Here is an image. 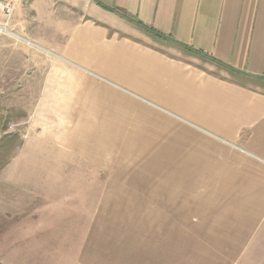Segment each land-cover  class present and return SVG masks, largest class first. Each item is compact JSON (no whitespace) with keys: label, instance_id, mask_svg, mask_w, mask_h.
<instances>
[{"label":"crops","instance_id":"obj_1","mask_svg":"<svg viewBox=\"0 0 264 264\" xmlns=\"http://www.w3.org/2000/svg\"><path fill=\"white\" fill-rule=\"evenodd\" d=\"M0 26L11 34L0 38L2 96L68 116L62 130L96 122L169 156L164 239L152 223L167 208L142 190L111 218L93 188H57L71 197L37 216L67 236L80 228L71 264H264V0H22ZM69 143L31 134L15 158H62ZM106 230L120 242L94 249Z\"/></svg>","mask_w":264,"mask_h":264},{"label":"rangeland","instance_id":"obj_2","mask_svg":"<svg viewBox=\"0 0 264 264\" xmlns=\"http://www.w3.org/2000/svg\"><path fill=\"white\" fill-rule=\"evenodd\" d=\"M7 36L11 34L0 30V38ZM1 92L0 88V144L6 136H19L23 146L28 136L39 134L52 138L55 143L70 142L71 149L64 152L66 155L62 158H15L21 145L16 148L6 142L5 149L0 151V164L6 158L9 160L0 169V264H71L75 261L73 256L78 252L81 240L80 228H77L75 237L67 236L63 227L61 230L52 221L43 223L42 220L39 225L37 216L44 203L56 206L66 197H71L64 194L66 191L57 189L62 187L93 188V202L102 204L103 208L110 205L111 218L114 214L112 208L120 201H143L139 196L127 194L128 191L138 193L142 190L144 201H161L160 205L167 208L162 216H158L161 218L158 224L155 221L152 224L159 226L157 235L162 238H157L169 236V227L162 226L169 222V156L165 147L139 146L140 142L143 144L140 135L127 130H107L104 125L103 130H97L96 127L101 125L96 122L90 125L94 126L93 130L76 131L77 139L72 135L76 134L75 131L61 129V120L68 116L36 115V99L5 98L2 96L4 92ZM85 118L79 115L78 122L85 125ZM73 121L74 118L70 124L72 128L75 126ZM69 155L72 157H67ZM41 177L43 185L38 186ZM21 181L24 187L16 184ZM35 181L39 182L34 185ZM46 183L48 186H45ZM26 185L30 189L28 186L25 188ZM163 191L168 196L162 195ZM31 214L36 221L27 219ZM101 216L105 218V210L97 214L102 222L99 225H104ZM106 231L102 238L101 234H94V249H100L102 245L108 247L114 240L120 242V236L107 235ZM150 236L147 235V238L150 239ZM147 242L150 247L151 242ZM122 243H125L124 237ZM166 245L163 243V246ZM159 248L160 245H156L153 250ZM93 263L100 264V260L94 257Z\"/></svg>","mask_w":264,"mask_h":264},{"label":"built area","instance_id":"obj_3","mask_svg":"<svg viewBox=\"0 0 264 264\" xmlns=\"http://www.w3.org/2000/svg\"><path fill=\"white\" fill-rule=\"evenodd\" d=\"M22 0H0V13H2L7 19H10L15 11V7ZM4 28L6 30V26H0V29Z\"/></svg>","mask_w":264,"mask_h":264},{"label":"trees","instance_id":"obj_4","mask_svg":"<svg viewBox=\"0 0 264 264\" xmlns=\"http://www.w3.org/2000/svg\"><path fill=\"white\" fill-rule=\"evenodd\" d=\"M5 140H3V142L0 144V151L5 149V143H10V146L12 145L13 147H19L21 145V139L19 136H6L4 138ZM9 145V144H8ZM8 158H6L1 164H0V169H2L5 165L8 164Z\"/></svg>","mask_w":264,"mask_h":264},{"label":"bare ground","instance_id":"obj_5","mask_svg":"<svg viewBox=\"0 0 264 264\" xmlns=\"http://www.w3.org/2000/svg\"><path fill=\"white\" fill-rule=\"evenodd\" d=\"M0 30H5L4 28L0 29Z\"/></svg>","mask_w":264,"mask_h":264}]
</instances>
